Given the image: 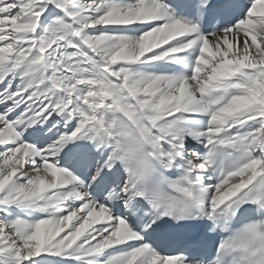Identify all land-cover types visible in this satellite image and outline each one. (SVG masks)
<instances>
[{"label":"snow or ice","instance_id":"obj_1","mask_svg":"<svg viewBox=\"0 0 264 264\" xmlns=\"http://www.w3.org/2000/svg\"><path fill=\"white\" fill-rule=\"evenodd\" d=\"M0 264H264V0H0Z\"/></svg>","mask_w":264,"mask_h":264}]
</instances>
